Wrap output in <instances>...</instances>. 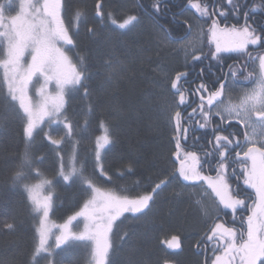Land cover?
Segmentation results:
<instances>
[{
  "label": "trees",
  "instance_id": "1",
  "mask_svg": "<svg viewBox=\"0 0 264 264\" xmlns=\"http://www.w3.org/2000/svg\"><path fill=\"white\" fill-rule=\"evenodd\" d=\"M102 2L104 11L111 12L117 22L128 15L137 16L138 21L129 29L120 30L108 19L100 23L94 18L96 0H61V15L74 39V45L66 47L70 49L67 53L89 77L85 83L90 95L85 96L82 88H68L64 114L74 125L73 136L55 146L44 134L51 131L54 139H61L65 136L63 125L45 121L37 127L29 151L33 157H43L44 161L34 165L26 179L16 186L12 184V177L19 170L18 165L29 144L24 133L25 119L15 114L0 113L2 264H44L48 261V253L36 254L39 213L33 210L32 202L24 191L25 184L40 176L53 182L48 189L52 197L49 218L55 222L75 212L89 196L79 182L66 184L57 176L60 156L68 165L75 152L77 166L85 167V175L92 177L101 189L117 191L125 196H139L150 191L151 186L175 171L179 162L172 155L175 145L170 139L172 129L164 111L165 104L174 100L165 74L171 78L176 71H188L187 86L195 88L201 79L211 86L217 77L225 82L231 75L230 68L245 62L240 53L229 51L222 52L218 60L208 56L186 63L176 48L177 43L163 39L162 29H167L173 37H185L187 25L184 22L199 18L195 9L189 8L188 0H162L159 12L152 7L155 0ZM240 2L251 6L261 3V0ZM11 11L14 12V8L11 7ZM77 11L85 13L80 21L75 20ZM215 18L229 26L240 27L245 23L242 14L231 11L225 16L217 14ZM248 23L258 28L264 26V11L250 13ZM89 27L95 29V35L87 31ZM109 61L117 69L111 75ZM201 68L204 69L202 77L198 76ZM240 79L233 78V81L239 82ZM191 99L189 97V101ZM183 112L187 115L189 109ZM214 122L218 123L219 118L214 117ZM102 123L107 126L112 141L99 149V164L106 175H101L95 158L97 138L105 134ZM191 127L194 131H190L188 140L181 143L185 150L200 156L202 171L213 176L216 158L204 156L206 149L211 150L209 141H214L211 126L200 129L193 124ZM229 132L242 141L245 128L232 121L231 127L223 134ZM232 157L235 158V151ZM205 160L209 162L203 163ZM228 172L233 193L241 194L245 206L240 207L234 217L230 210H223L221 220L238 231L244 230L247 216L251 214L248 205L252 203L253 192L244 186L242 181L245 177L238 163L232 164ZM198 191H201L199 182L190 187H184V182L173 184L162 191L150 210L139 218L129 214L121 217L110 233L112 247L108 264H164L165 261L167 264H205L206 259L209 264L214 242H205L202 237L208 233L212 221L207 220L197 204L195 193L199 196ZM5 222L13 223L14 229L6 230ZM171 235L180 237L179 249H168L164 243ZM51 252L56 264H87L92 259V248L86 241L70 242Z\"/></svg>",
  "mask_w": 264,
  "mask_h": 264
},
{
  "label": "snow or ice",
  "instance_id": "2",
  "mask_svg": "<svg viewBox=\"0 0 264 264\" xmlns=\"http://www.w3.org/2000/svg\"><path fill=\"white\" fill-rule=\"evenodd\" d=\"M162 6V0H155L152 7L159 12ZM188 6L195 9L199 18L207 17L211 20L209 32L214 40L218 34H225L233 37L230 43L222 46L217 41L214 51L204 53L203 49L198 47L203 27L194 26L188 21L184 22L187 25L185 37H173L167 29H162L163 39L169 43L180 44L186 63L189 60L199 61L201 57L208 56L218 60L220 54L226 51H234L246 56L247 59L240 68L236 71L230 68L232 77H236L238 72L243 75V71L256 65L258 61V70L253 68L245 76L247 80H254L255 86L244 90L238 98V103H234L227 95L229 85L219 77L211 86L201 79V82L192 88L187 86L188 71H176L171 78L165 74L174 100L171 104H165L164 111L172 129L170 139L175 145L172 155L179 161L180 166L151 186L150 191L134 199L117 191L101 190L92 177L85 175L86 168L77 166L75 152L68 165L63 163L62 156L59 157L61 163L57 176L66 184L79 182L89 193V199L81 210L70 216L68 222L63 225L64 231L55 238V247L59 248L71 241L92 242L91 264H108V254L112 247L109 234L121 217L129 214L133 218H139L150 210L156 197L173 184L184 182V187H190L200 181L207 182L218 198L214 200V207L201 209L202 213L212 221L208 233L202 237L205 242L215 243L212 250L214 259L211 260V264H264V53L258 52L253 56L248 51L249 45L264 49V26L258 28L248 23L250 13L264 11V0L251 6L247 3L242 4L240 0H188ZM62 7L61 0H21L17 14L6 15L5 5L0 4V70L3 73L0 113L15 114L25 119L24 133L29 141L18 165L19 170L12 177L13 186L26 179L27 173L34 165L44 161L43 157H33L29 151L37 121L44 122L47 118L50 124L63 125L65 136L61 139H54L51 131L44 134L52 145L60 146L65 138H71L74 134V125L64 114L67 103L66 90L69 87L82 88L85 96L90 95L85 83L89 77L85 71L72 63L67 54L70 49L65 48L74 45V39L70 27L65 25L61 16ZM228 11L242 14L245 23L240 27L233 25L231 28H220L219 21L214 17L217 14L225 16ZM180 14L183 15V10ZM84 15L85 13L77 11L75 20L80 21ZM94 18L100 23L108 19L120 30L129 29L138 21L137 16L128 15L121 22H117L111 12L104 11L102 0H96ZM76 26L78 28L79 25ZM196 27H199V31L195 30ZM87 31L95 35L94 28L89 27ZM189 35L191 39H187ZM109 66L112 69L110 75L114 74L116 67L111 61ZM203 73L204 69L201 68L198 76L202 77ZM50 86L54 87V94L49 90ZM189 95L198 97V103L190 102ZM192 103H196V106L192 107ZM186 105L191 108L187 115L181 111ZM214 117H219L218 123L214 122ZM232 121L245 128L243 141L231 132L223 134L228 127H231ZM193 124L200 129L211 126L214 141H209L212 147L211 150L204 151V156L216 158L215 179L202 175L203 164L200 156L194 151H185L181 143L188 140L190 131H194L191 127ZM101 127L104 128L105 134L97 138L95 158L101 175H106L103 166L99 164V149L112 141L107 126L102 123ZM233 151L235 158L232 157ZM189 161L191 164L188 163ZM208 162L205 160L203 163ZM235 163L241 166L245 177L244 183L254 189L256 196L255 207L247 216L246 231L243 229L238 231L221 220L223 210H230L234 217L237 210L245 206V200L240 198L241 194H233L230 190L228 170ZM128 170L131 171L130 168ZM52 185L53 182L47 179L42 180L39 185H24V191L32 202L33 210L42 213L44 218L48 217L52 197L50 194L41 196L37 193H42L46 188L50 189ZM78 217L88 221L81 232L69 228L72 221L77 220ZM14 227L13 223H4L6 230L11 231ZM164 243L168 249L175 250L181 247L178 235H171ZM46 245V230H42L36 254L46 252L48 264H56L51 258L53 254L50 246L46 247ZM197 247L199 248V245ZM164 264H167V261ZM205 264H208L207 259Z\"/></svg>",
  "mask_w": 264,
  "mask_h": 264
},
{
  "label": "rangeland",
  "instance_id": "3",
  "mask_svg": "<svg viewBox=\"0 0 264 264\" xmlns=\"http://www.w3.org/2000/svg\"><path fill=\"white\" fill-rule=\"evenodd\" d=\"M20 2H21V0H0V4H4L5 5V14L6 15H16L17 12L19 11V4H20ZM11 7L14 8V12L11 11ZM61 14H62V11H61ZM190 24H192L194 26L199 25V26H202L203 27V33L200 36V43L198 45V47H201L203 49V52H206V50H208L210 52L211 51H214L215 50V45H216V42L217 41L222 46H225V45L229 44L230 41L233 39V37H231L229 35L218 34L217 37H216V39L214 40L213 37H212V35H211V33L209 32V25L211 24V20L208 19L207 17H205V18H194L190 22ZM219 24H220V28H231L232 27V26L227 25L226 23H222L221 24L219 22ZM195 30L196 31H199V27H196ZM191 38L192 37L190 35L187 37V39H191ZM66 47L67 46H65V48ZM180 47H181L180 44L177 43L176 44V48L183 55V58H185L184 52L180 50ZM259 49H260L259 46L249 45V47H248V51H250L253 56H256L258 54V52L264 53V49H260V50ZM226 52H229V51H226ZM241 56H242L241 59H244V58H245V60L247 59L246 56H244L242 54H241ZM243 64L244 63L238 64V65H236L234 67L232 66L233 67V68L231 67V69H233L232 71H236V69L240 68L241 65H243ZM257 66H258V61H257V64L256 65H252L247 70L243 71V75H241L238 72L236 77H232L230 75L229 79H227L225 81V83L229 85V88L227 90V95L232 98V101L234 103H238V98L242 95V93H243L244 90L251 89L252 87L255 86L254 80H247V79H245V76H247V73L250 72V71H252L253 68H257V70H258V67ZM237 77L241 78L239 80V82L233 81V78H237ZM0 78H1L2 83H3V73H2V70H0ZM246 83H249V84L246 86L245 85ZM49 90L52 91L53 94H54V87L53 86H50ZM67 90H66V94H67ZM66 94H65V99H66ZM224 98L226 99V97H224ZM195 102L198 103V97H196V101ZM194 104H196V103H194ZM194 107H195V105H194ZM188 109H189V112H190L191 111V108L188 107ZM45 121H48V119L45 118L44 122ZM44 122L37 121V127L41 126ZM25 123H26V120H25ZM242 141H243V139H242ZM185 151H188V150H185ZM188 163L191 164V161H189ZM179 166L180 165H179V162H178L177 168H179ZM214 166L217 167L216 162H215ZM201 171H202V169H201ZM212 174H213V176H209V177H212L213 179H215L216 178V172L214 170L212 171ZM202 175L208 176L203 171H202ZM44 179H45L44 177H41L40 176L37 180H35V181H33V182H31V183H29L27 185H39L41 183V181L44 180ZM242 182H243L244 186L248 187L247 185H245L244 180ZM229 185H230V190L233 193L234 192L233 191V187H231V184H229ZM199 186L201 187V191L200 192L198 191L199 196L196 195V193H195V197H196V200L199 201V203H197V204H198L200 210L202 209V207H209V208L214 207V200L215 199H218V198L215 197V193L212 192L211 188H209L207 182H205V181H200L199 182ZM248 188L253 192V195L255 196L254 189H252L250 187H248ZM101 190L110 191V190H105V189H101ZM205 190H207V191H205ZM37 194H39L41 196H47L50 193L48 192V189L46 188L42 193H37ZM233 194H235V193H233ZM127 197H129L130 199H134L137 196H127ZM240 198H241V195H240ZM88 199H89V196H88V198H86L84 200V202L79 206V208L75 212H73L72 214L68 215L64 220L59 221V222H55L52 219H50L49 218V214H48V217L47 218H44L42 216V213H39V220H38V225H37V248L39 246L40 232L42 230H46V235H47V245H46V247H49L50 246V250L56 249L57 247H55V238H56V236L60 235L61 232L64 231L63 225H65L68 222V218L70 216L75 215V213H77V212H79L81 210V208L83 207L84 203ZM254 199L256 201V196H255ZM254 202L251 204V211L255 207V203ZM201 212H202V210H201ZM207 220H209V219H207ZM42 221H43V223H42ZM85 223H88V221H86L83 217H78L77 220L72 221V223L69 225V228L72 231L81 232V231L84 230ZM109 240H110V234H109ZM71 242L72 243H75V242H78V241H71ZM86 242L90 243V246L93 249V243L92 242H89V241H86ZM212 247L213 248L215 247V243L212 244ZM43 253H46V252H43ZM212 259H214V255L213 254L211 255V258L209 259L210 260L209 264H211V260ZM44 264H48V261L45 262ZM87 264H91V261L89 263H87Z\"/></svg>",
  "mask_w": 264,
  "mask_h": 264
},
{
  "label": "flooded vegetation",
  "instance_id": "4",
  "mask_svg": "<svg viewBox=\"0 0 264 264\" xmlns=\"http://www.w3.org/2000/svg\"><path fill=\"white\" fill-rule=\"evenodd\" d=\"M260 49H261V48H260ZM260 49H259V50H260ZM189 97L192 98L190 102H192V101H196V97H195V96H191V95H189ZM193 104H194V103H192L191 105H193ZM187 109H188V106L186 105V106L182 107L181 111L183 112L184 110H187ZM183 113H184V112H183ZM238 151H240V149H239ZM253 198H255L254 195H253ZM254 201H255V200H254ZM250 204H251V203H250ZM250 204L248 205L249 209L251 208V205H250ZM246 228H247V226H246ZM246 228H245V229H246ZM245 229H244V231H246Z\"/></svg>",
  "mask_w": 264,
  "mask_h": 264
}]
</instances>
